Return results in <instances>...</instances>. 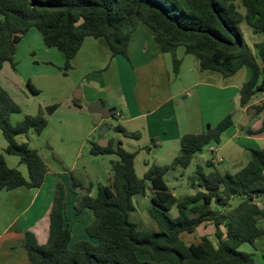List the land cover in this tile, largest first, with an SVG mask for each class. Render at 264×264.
Here are the masks:
<instances>
[{"label":"trees","instance_id":"16d2710c","mask_svg":"<svg viewBox=\"0 0 264 264\" xmlns=\"http://www.w3.org/2000/svg\"><path fill=\"white\" fill-rule=\"evenodd\" d=\"M242 24L262 35L263 41L254 46L247 43ZM142 25L153 31L161 51L173 56L175 74L182 64L177 50L184 48L198 59L202 71L229 78L245 67L252 70L240 92L242 107L264 93V0H0V72L7 63L15 67L18 46L32 29L41 33L47 48L65 56L61 70L67 74L87 38L104 39L112 57L129 59L131 37ZM29 88L38 92L31 84ZM57 108L46 110L52 114ZM252 108L261 114L264 101ZM19 113L20 106L0 84V130L7 142L4 154L0 153V192L23 187L39 190L49 174L39 152L19 140L44 132L48 127L45 113L27 115L13 125L12 117ZM233 126V116L228 115L214 128L182 136L172 164L147 163L143 178L136 173L137 152L125 149L121 141L112 140L108 147L91 142V155L119 159L111 162L109 183L99 184L95 196L70 173L71 190L78 195L75 214L87 211L92 217L86 228L89 239L70 248L73 231L67 217V192L59 182L47 243L39 244L32 232L25 234L30 264H255V254L240 248L244 244L255 247L264 236V148L252 149L248 164L235 174L219 171L212 161L207 163L212 168L209 172L197 165L189 177L193 193L183 198L171 191L165 179L170 171L187 170L206 147L220 144ZM115 130L130 139L141 138L120 125ZM6 155L18 157L28 176L9 167ZM147 193L156 231L141 230L130 219L136 211L134 197ZM174 208L176 218L171 216ZM210 227L214 239L208 234L198 241L184 238Z\"/></svg>","mask_w":264,"mask_h":264},{"label":"crops","instance_id":"0c3cea01","mask_svg":"<svg viewBox=\"0 0 264 264\" xmlns=\"http://www.w3.org/2000/svg\"><path fill=\"white\" fill-rule=\"evenodd\" d=\"M40 36L32 29L20 42L29 40V49L24 52L19 49V44L15 67L7 63L0 72L1 86L21 108V113L12 117L13 121L18 123L27 115L35 116L40 111L45 113L48 127L44 132L40 136L30 133L19 140L37 150L49 169L46 181L39 190L23 187L0 192V264H30L24 247L26 232L34 233L39 244L47 243L50 214L59 182L65 185L67 192V217L73 231L70 248L74 249L80 240L89 239L86 228L92 217L87 211L81 216L75 214L78 195L71 190L70 173L76 164L69 162H73L70 161L72 158H84L83 149L97 130L101 138L100 142H94L101 147H108L112 140L121 141L125 149L138 153L143 148H150V145L155 151L168 145L173 147L176 156L172 159H175L182 136L200 134L232 115L235 126L223 134L220 144L209 147L212 160H207L206 165L212 161L214 165L238 166L234 172H223L235 174L248 164L252 149L264 148V111L255 114L252 108L264 101V93H259L261 97L257 94L248 106H241L240 92L252 77L250 68L245 67L236 75L225 78L217 72L202 71L198 59L187 55L184 48H179L176 55L182 64L179 73L175 74L173 56L163 53L153 31L142 25L131 37L129 59L112 57L104 39L87 38L72 61L73 69L66 74L69 82L63 96L43 98L40 85L54 71L47 69L42 74L41 71L34 73L31 70V73H25L20 68L22 57L31 52L40 55L43 51L46 53L45 61L62 68L65 56L57 49L47 48ZM30 84L37 93L29 88ZM73 90L76 91L75 98L71 96ZM54 105L58 108L52 114L48 113L47 107ZM101 105L113 111V118L120 123L118 125L129 133L140 134L141 138L130 139L116 130L112 138H106L113 118L106 120L97 113L103 110ZM117 126H113L114 129ZM6 148L7 142L0 130V153L4 154ZM90 156L95 157L91 152ZM103 157H108L110 162L119 159L116 155ZM5 158L9 167L28 176L27 168L19 159L8 155ZM85 169H88L87 166ZM85 171L88 188L95 196L97 186L106 185L111 174L99 166ZM84 185V189H88ZM177 216L178 213H175L173 218ZM136 224L145 230L141 222ZM246 251L255 254V264H264V236L257 239L255 247L249 245Z\"/></svg>","mask_w":264,"mask_h":264},{"label":"rangeland","instance_id":"374dc122","mask_svg":"<svg viewBox=\"0 0 264 264\" xmlns=\"http://www.w3.org/2000/svg\"><path fill=\"white\" fill-rule=\"evenodd\" d=\"M40 35L41 33L35 29ZM241 30L243 33V37L246 40L247 43L250 45L254 46V44L258 42L263 41V36L260 34H254L252 30L246 25L242 24L241 25ZM41 37V42H43V37ZM29 40H24L20 46L19 49L22 51L26 52L27 49H29ZM40 43V46L42 45ZM45 49H47L45 47ZM47 51V50H46ZM58 51V50H57ZM37 54V55H36ZM40 60H38V59ZM46 59V53L42 51V53H35L33 52L30 53L27 57H22L21 63H20V68L23 72L31 73L32 72L36 73L38 71H41L42 74L43 72H46L47 69H52L54 73L48 74L44 81H42L41 88L43 90L42 97L43 98H55V97H62L64 90L66 88V84L69 82L68 76L61 70V68L55 67L52 63H49L45 61ZM72 90V89H71ZM71 96L75 98L76 96V91L73 90L71 92ZM258 97H261V94L257 95ZM12 121V124L15 125L16 121ZM119 121L116 118H113L110 121V130L105 134L106 138H112L115 135V129L113 126H117ZM101 138L99 134V130H97L91 139V141L88 142V144L85 146L83 149V155L84 158L80 160H76L75 158H72L73 162H69L70 164L74 165L76 164L75 167H72L73 171L72 174L73 176L81 182V184H85L88 188V182H87V174L85 170H93L96 169L98 166L101 168H105L106 172L111 174V162L109 158L107 157H92L90 156V148L91 144L90 142L98 141ZM100 142V141H98ZM210 147V146H209ZM209 147H206L204 149L203 154L198 155L197 158L193 161L191 166L185 170H178V171H170L165 179L167 181L168 186L171 188V191L179 198H183L184 196L193 193V190L190 186V181L189 177H191L194 172L196 171L197 165H202L205 167V170L207 172L211 171L212 168H208L206 165L207 160H212V154H209ZM180 148V147H179ZM179 150L177 151V156L179 154ZM175 153L173 152V147L166 145L164 148L155 151V148L153 145H150V148H143L141 151H138L137 158L135 161V167L137 171V175L139 178H143L145 173L147 172L148 168L146 166L147 163L149 164H157L163 167L170 166L173 162L174 159H172V156ZM14 159H19L16 156H12ZM24 166V165H23ZM87 166L88 169H85ZM25 167V166H24ZM215 168L218 169L221 172L224 171H230L234 172L237 170L238 166H230V165H224L222 163H216ZM90 172V171H89ZM109 183V181H106V185ZM81 192V190H79ZM133 204L136 207V211L131 213V221L133 223L141 222L143 224V228H145L146 231H156L158 230V227L152 217L149 214V208L151 206V195L147 193L146 196L142 195H137L133 199ZM177 213V209L174 208L172 210L171 216L173 217L174 214ZM204 234L211 235V237L214 239L213 236V229L210 227L208 229H199L197 233L193 236H187L185 235L184 238L186 241H198L200 240V237ZM247 247H249V244H244L241 246L240 250L243 252L247 253ZM146 258V261H150V258L148 256H142ZM149 259V260H147Z\"/></svg>","mask_w":264,"mask_h":264},{"label":"water","instance_id":"95a60500","mask_svg":"<svg viewBox=\"0 0 264 264\" xmlns=\"http://www.w3.org/2000/svg\"><path fill=\"white\" fill-rule=\"evenodd\" d=\"M101 106L103 107V105H101ZM97 113L101 114L104 117V119H106V120L114 117L113 111L106 110V109H104V107H103V110L97 111Z\"/></svg>","mask_w":264,"mask_h":264},{"label":"built area","instance_id":"2783aa9c","mask_svg":"<svg viewBox=\"0 0 264 264\" xmlns=\"http://www.w3.org/2000/svg\"><path fill=\"white\" fill-rule=\"evenodd\" d=\"M116 115L119 117L120 116V113H116Z\"/></svg>","mask_w":264,"mask_h":264}]
</instances>
